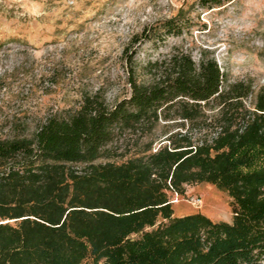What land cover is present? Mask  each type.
<instances>
[{
    "label": "trees",
    "instance_id": "16d2710c",
    "mask_svg": "<svg viewBox=\"0 0 264 264\" xmlns=\"http://www.w3.org/2000/svg\"><path fill=\"white\" fill-rule=\"evenodd\" d=\"M145 68L113 105L87 93L0 137V264H264V86L205 52ZM199 183L233 199L231 221L175 215L172 194Z\"/></svg>",
    "mask_w": 264,
    "mask_h": 264
},
{
    "label": "rangeland",
    "instance_id": "374dc122",
    "mask_svg": "<svg viewBox=\"0 0 264 264\" xmlns=\"http://www.w3.org/2000/svg\"><path fill=\"white\" fill-rule=\"evenodd\" d=\"M168 20L182 32H167ZM178 50L196 61L203 52L214 56L230 82L258 91L264 0H0V137L31 135L46 118L77 109L87 93L113 105L130 94L132 68L148 80V61ZM171 197L176 216L233 218V199L213 184Z\"/></svg>",
    "mask_w": 264,
    "mask_h": 264
}]
</instances>
